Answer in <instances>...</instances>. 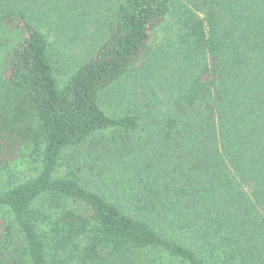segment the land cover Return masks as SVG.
I'll list each match as a JSON object with an SVG mask.
<instances>
[{
    "label": "trees",
    "instance_id": "16d2710c",
    "mask_svg": "<svg viewBox=\"0 0 264 264\" xmlns=\"http://www.w3.org/2000/svg\"><path fill=\"white\" fill-rule=\"evenodd\" d=\"M3 50L0 264H264V0H0Z\"/></svg>",
    "mask_w": 264,
    "mask_h": 264
},
{
    "label": "rangeland",
    "instance_id": "374dc122",
    "mask_svg": "<svg viewBox=\"0 0 264 264\" xmlns=\"http://www.w3.org/2000/svg\"><path fill=\"white\" fill-rule=\"evenodd\" d=\"M10 35L7 34V37L9 38ZM169 35V32H166L165 30H163V28L154 33L151 37L150 47L155 48L157 44H159L163 39H165L166 36ZM64 48L68 49V54H65L61 51V49ZM55 49L60 53L57 58V60L59 61H56L58 64L57 66H59L60 68L62 67L61 69H63L64 71L67 66H72L74 64V55H78L79 53V48L75 41L72 42L69 47L68 45L66 47L61 45L59 47L56 46ZM7 55V52H4V50L0 54V70H4L5 72L8 70L7 68L9 65V58ZM60 77H62V74L58 76V80H62ZM126 85L127 87L129 86L128 84ZM115 98H104V110L107 113L111 114L112 111L121 110V106L119 105L120 103ZM104 147L105 146L103 144L92 145L91 143H86V145H84V147L82 148H79L75 151H69L66 156V159L70 165L81 170V175L86 179L85 182L89 181L93 186L97 184L99 186H102L100 179L108 181L113 179L117 174L114 168H109V170H107L106 168V161L103 160V155L105 153ZM33 168L34 165L28 159L25 162L19 160L13 163L8 167V169H6L4 172H1L0 175L2 176V178H0V185H2L3 181H5L8 177H14L16 180L27 178L32 174Z\"/></svg>",
    "mask_w": 264,
    "mask_h": 264
}]
</instances>
